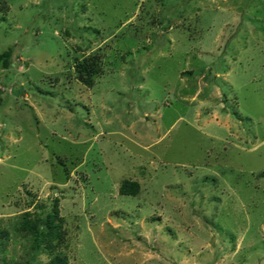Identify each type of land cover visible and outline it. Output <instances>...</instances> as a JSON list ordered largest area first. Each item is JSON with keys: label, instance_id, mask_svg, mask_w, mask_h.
<instances>
[{"label": "rangeland", "instance_id": "1", "mask_svg": "<svg viewBox=\"0 0 264 264\" xmlns=\"http://www.w3.org/2000/svg\"><path fill=\"white\" fill-rule=\"evenodd\" d=\"M8 50L0 264L56 201L66 264H264V0H0Z\"/></svg>", "mask_w": 264, "mask_h": 264}, {"label": "trees", "instance_id": "2", "mask_svg": "<svg viewBox=\"0 0 264 264\" xmlns=\"http://www.w3.org/2000/svg\"><path fill=\"white\" fill-rule=\"evenodd\" d=\"M12 51L8 50L0 54V66L7 69L10 65ZM83 70H89L88 64L82 65ZM140 191L138 182L125 181L120 189L122 195L136 196ZM62 219L58 211V201L53 210L45 217H32V213H25L21 222V229L32 235L33 247L37 250H45L52 256L51 264H66L57 250L61 247L64 240Z\"/></svg>", "mask_w": 264, "mask_h": 264}]
</instances>
